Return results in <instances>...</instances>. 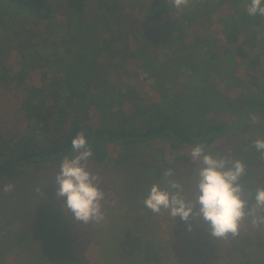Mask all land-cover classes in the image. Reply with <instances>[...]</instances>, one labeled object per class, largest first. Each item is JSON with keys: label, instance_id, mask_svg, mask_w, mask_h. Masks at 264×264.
Here are the masks:
<instances>
[{"label": "trees", "instance_id": "obj_1", "mask_svg": "<svg viewBox=\"0 0 264 264\" xmlns=\"http://www.w3.org/2000/svg\"><path fill=\"white\" fill-rule=\"evenodd\" d=\"M249 4L0 0V87L21 92L26 118L20 136L0 131V184L56 168L83 132L87 162L152 184L169 168L190 182L201 143L242 160L253 195L264 186L253 144L264 138V17Z\"/></svg>", "mask_w": 264, "mask_h": 264}, {"label": "rangeland", "instance_id": "obj_2", "mask_svg": "<svg viewBox=\"0 0 264 264\" xmlns=\"http://www.w3.org/2000/svg\"><path fill=\"white\" fill-rule=\"evenodd\" d=\"M6 28L0 21V34ZM21 98L19 90L0 87V131L7 138L24 132ZM87 167L99 174L105 193L106 216L99 224L74 220L63 205L66 198L56 197L55 176L60 165L38 176L0 184V264H264V225L257 229L245 221L239 236L214 239L202 217L199 226L192 218L185 221L166 210H147L143 201L153 184L141 170L89 162ZM176 180L183 185L182 195L194 199L196 173L192 182ZM157 183L167 187L165 182ZM7 184L14 188L5 193ZM180 243L187 250L188 258L183 261L170 250L172 246L178 250Z\"/></svg>", "mask_w": 264, "mask_h": 264}, {"label": "clouds", "instance_id": "obj_3", "mask_svg": "<svg viewBox=\"0 0 264 264\" xmlns=\"http://www.w3.org/2000/svg\"><path fill=\"white\" fill-rule=\"evenodd\" d=\"M176 9L187 7L190 0H169ZM247 13L264 17V0H250ZM256 150L264 156V138L253 141ZM72 151L65 155L60 164L55 182L57 198H66L63 205L71 212L74 220L88 224L101 223L106 216L103 210L105 193L100 187L101 177L87 167L93 150L83 132L71 141ZM191 159L197 163L196 193L194 199H186L183 185L173 178V169H167L164 182L153 184L144 199V206L154 213L169 211L176 218L199 221L202 217L214 239L240 235L241 226L248 221L254 228L264 225V186L258 187L253 195L247 193L241 182L246 175V164L240 159L213 155L205 146L197 143L191 149ZM13 184L4 186L5 193L11 192ZM39 193L40 189L36 188ZM254 201L249 207V202Z\"/></svg>", "mask_w": 264, "mask_h": 264}, {"label": "crops", "instance_id": "obj_4", "mask_svg": "<svg viewBox=\"0 0 264 264\" xmlns=\"http://www.w3.org/2000/svg\"><path fill=\"white\" fill-rule=\"evenodd\" d=\"M201 223L202 222H200V221H198V222H196V224L197 225H199V226H201ZM205 223V222H204ZM195 224V225H196ZM206 227H207V224L205 225ZM186 246L184 245V246H182L181 245V243L179 244V246H178V250L176 249V248H174V246H172V248L170 249L172 252V256H174V258L175 257H177L178 259H180V260H184V258H188V256H186L187 254L185 253V251H187L186 249ZM197 251H200V250H197ZM199 253V252H198ZM200 254V253H199ZM195 259H196V255H195V257H194ZM208 258H209V256H207V259H206V262L208 261ZM197 260V259H196ZM175 264H179L178 262L177 263H175ZM195 264H198L197 262H195Z\"/></svg>", "mask_w": 264, "mask_h": 264}]
</instances>
